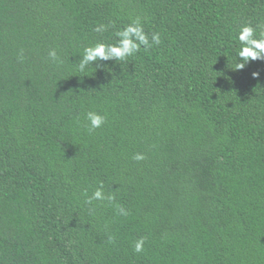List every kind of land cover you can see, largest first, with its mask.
Masks as SVG:
<instances>
[{
    "label": "trees",
    "instance_id": "trees-1",
    "mask_svg": "<svg viewBox=\"0 0 264 264\" xmlns=\"http://www.w3.org/2000/svg\"><path fill=\"white\" fill-rule=\"evenodd\" d=\"M137 18L152 47L77 70ZM246 25L264 31V0H0V264H264ZM101 184L115 199L88 203Z\"/></svg>",
    "mask_w": 264,
    "mask_h": 264
},
{
    "label": "clouds",
    "instance_id": "clouds-1",
    "mask_svg": "<svg viewBox=\"0 0 264 264\" xmlns=\"http://www.w3.org/2000/svg\"><path fill=\"white\" fill-rule=\"evenodd\" d=\"M108 25H99L95 28L96 32L107 31ZM119 37L115 44L97 43L94 46H90L84 49L83 55L79 60L77 70L79 72H85L86 69L94 64L98 60H119L123 61L127 57L134 55L141 50V46L150 48L152 45L149 43L148 36L144 31L143 24L139 18L133 20L128 26L122 31L116 33ZM152 41L155 44L160 43L159 34L152 35ZM238 41L240 47L237 50V57L239 62L235 65L236 71L243 70L247 64L252 61L264 60V31L257 33L251 25L243 26L238 34ZM49 57L53 61H58L57 52L52 50L49 52ZM242 61V62H241ZM260 75L259 72L253 73V77L256 78ZM87 130L92 132L98 128H101L105 122L106 117L96 112L89 111L86 114ZM136 161H143L146 157L142 154L137 153L134 157ZM87 196V193H85ZM115 199L113 196H106L103 191V185L95 190V192L87 197V202L91 203L94 200H108L112 202ZM122 215H128L123 209L119 208ZM146 238L137 239L134 242V252L139 254L144 251V244ZM109 242H114V237L109 238Z\"/></svg>",
    "mask_w": 264,
    "mask_h": 264
}]
</instances>
